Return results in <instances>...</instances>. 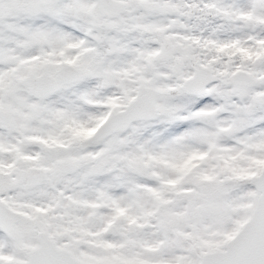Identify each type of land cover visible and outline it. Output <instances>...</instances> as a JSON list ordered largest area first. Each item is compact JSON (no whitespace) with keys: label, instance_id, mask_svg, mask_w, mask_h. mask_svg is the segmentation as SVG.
Returning a JSON list of instances; mask_svg holds the SVG:
<instances>
[{"label":"snow or ice","instance_id":"obj_1","mask_svg":"<svg viewBox=\"0 0 264 264\" xmlns=\"http://www.w3.org/2000/svg\"><path fill=\"white\" fill-rule=\"evenodd\" d=\"M0 264H264V0H0Z\"/></svg>","mask_w":264,"mask_h":264}]
</instances>
